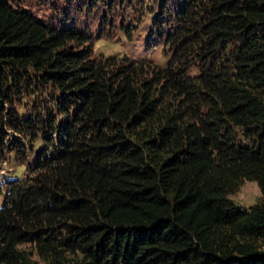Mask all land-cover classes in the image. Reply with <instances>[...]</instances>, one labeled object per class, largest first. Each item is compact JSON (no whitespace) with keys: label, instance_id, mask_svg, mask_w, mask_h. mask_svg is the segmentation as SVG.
<instances>
[{"label":"trees","instance_id":"trees-1","mask_svg":"<svg viewBox=\"0 0 264 264\" xmlns=\"http://www.w3.org/2000/svg\"><path fill=\"white\" fill-rule=\"evenodd\" d=\"M186 5L156 68L91 60L76 33L0 0V96L33 69L62 119L5 190L0 264H30L24 244L51 264H264V203L230 199L246 181L264 199V0Z\"/></svg>","mask_w":264,"mask_h":264},{"label":"rangeland","instance_id":"rangeland-1","mask_svg":"<svg viewBox=\"0 0 264 264\" xmlns=\"http://www.w3.org/2000/svg\"><path fill=\"white\" fill-rule=\"evenodd\" d=\"M5 1L51 29L76 33L86 43L82 46L75 42L70 47L86 52L91 60L112 59L120 66L123 59L124 62L130 59L166 68L177 49L176 45L167 43V36L178 29L190 0ZM204 66L201 57L194 55L187 68H182L187 77L195 78L200 76ZM21 74L22 87L11 88L9 94L3 93L1 96L5 98L0 96V208L7 187L31 177V170L49 138L48 116L54 117V130H58L62 120L57 113L58 101H52L61 93L52 91L42 73L26 69ZM62 97L66 109L72 102L64 98V94ZM230 199L244 209L264 203L258 184L250 181ZM20 249L30 264H51L38 256L32 244L21 245Z\"/></svg>","mask_w":264,"mask_h":264},{"label":"water","instance_id":"water-1","mask_svg":"<svg viewBox=\"0 0 264 264\" xmlns=\"http://www.w3.org/2000/svg\"><path fill=\"white\" fill-rule=\"evenodd\" d=\"M204 143L207 144V145L209 144V140H208L207 137L204 138Z\"/></svg>","mask_w":264,"mask_h":264}]
</instances>
